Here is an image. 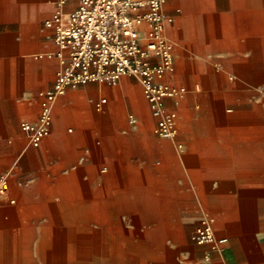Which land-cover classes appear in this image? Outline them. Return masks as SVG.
<instances>
[{"label": "crops", "instance_id": "crops-1", "mask_svg": "<svg viewBox=\"0 0 264 264\" xmlns=\"http://www.w3.org/2000/svg\"><path fill=\"white\" fill-rule=\"evenodd\" d=\"M77 5L70 0L64 11ZM55 10V0H0V177H18L11 193L25 229L38 232V218L53 216L61 199L82 196L89 211L99 205L107 222L121 217L145 237L136 244L127 231L121 256L89 264H264V111L232 118L225 92L257 87L264 97V0H166V81L185 90L164 102L177 114L174 138L155 133L140 83L123 77L69 88L52 104L49 135L33 147L21 123L38 121L40 94L62 67L45 26ZM241 123L247 128H231ZM204 218L214 219L215 242L199 246L192 236ZM138 246L163 254L128 253Z\"/></svg>", "mask_w": 264, "mask_h": 264}, {"label": "built area", "instance_id": "built-area-1", "mask_svg": "<svg viewBox=\"0 0 264 264\" xmlns=\"http://www.w3.org/2000/svg\"><path fill=\"white\" fill-rule=\"evenodd\" d=\"M55 0L56 10L45 26L53 30L62 67L51 88L40 94L41 109L36 123L23 122L30 144L39 147L50 133L53 102L69 88L89 83L116 84L123 77L137 80L151 112L157 117L155 133L162 139L176 135L177 114L168 111L167 98L178 100L184 89L171 87L166 76L173 72V46L165 36L166 0ZM0 178V193L7 190ZM213 218H204L192 240L199 246L213 244ZM225 243V239L219 240ZM209 261V256H204Z\"/></svg>", "mask_w": 264, "mask_h": 264}, {"label": "bare ground", "instance_id": "bare-ground-1", "mask_svg": "<svg viewBox=\"0 0 264 264\" xmlns=\"http://www.w3.org/2000/svg\"><path fill=\"white\" fill-rule=\"evenodd\" d=\"M258 76L253 73H242L240 79L241 77L245 80L258 79ZM254 96H259L257 87L246 86L233 89L231 85V104L233 105H246V99ZM253 104L257 111L231 109V117L244 118L264 111V97L261 102ZM231 128L245 129L247 127L241 123L240 126L234 125ZM67 191H69L67 185L60 186L61 194H66ZM88 203L82 196L61 199L57 205L59 211L53 216L42 217L39 222L36 244L32 242L37 232L25 229L22 214L13 208H0V259L12 256L15 262L19 257H23L27 264H89L90 261L99 262L104 257L121 256L122 248L118 247V241L121 240L119 230H116L117 234H111L106 239L102 231L107 223L115 224L117 216H110L107 222L99 212V205L95 206L92 203V211H89ZM90 225H95L97 228H92ZM4 227L5 233H2ZM148 251L147 248L138 246V248L129 249L128 253L147 257L151 256Z\"/></svg>", "mask_w": 264, "mask_h": 264}, {"label": "rangeland", "instance_id": "rangeland-1", "mask_svg": "<svg viewBox=\"0 0 264 264\" xmlns=\"http://www.w3.org/2000/svg\"><path fill=\"white\" fill-rule=\"evenodd\" d=\"M219 91L221 92L223 90H219ZM225 92L228 93V98H229V102H230L231 101L230 100L231 99V89H228ZM259 101H260V94H259V96H254L253 98L246 99V102H247L246 105H233L230 102V104L228 105V109L229 110L230 109L243 110V111H245V110H247V111H249V110H255V111H257V108H256L255 104H253V103H258ZM0 178H2V177H0ZM11 178H12V181H9L8 182L6 180V182L8 184V187H7L8 189L6 190V193L0 194V198H1L0 201L2 202V206L3 207H7V208L12 207L15 210H19V209H21L22 204L20 203L19 196H18V192H15L14 191V193H11L12 189H15L14 188V183L17 182L18 177H17V175L12 174V177ZM11 178H10V180H11ZM7 193H8V195H6ZM53 201L54 202H58L59 201V197L58 196H55L54 199H53ZM41 220H42V217H40L38 219V222H41ZM109 221H110V219H109ZM112 221H114V219ZM133 229H134L133 226L130 227L129 224L128 225L127 224H124L123 223V219L120 217V218L116 219V223L115 224H110V223L108 224L107 223L102 228V231H103V234H104L105 239H106L111 234H114V233L117 234V231L116 230H119V236L121 237L120 242H121L122 245L125 246L126 245V243H125L126 238H124V237H126V232L127 231H134ZM134 233H135L134 234V243L137 244V242H139L141 240H145V237L142 234L138 233L137 231H134ZM37 236H38V232L35 233V238H34V241L32 242L33 244H36V241L38 240V237ZM153 252H154V250H152L151 255L162 256L161 255L162 253H159V252H154L153 253ZM7 259H9L8 264H13V257L12 256L8 257ZM104 264H110V263L109 262L108 263L106 262ZM120 264H129V262H127V260H124L123 259L120 262Z\"/></svg>", "mask_w": 264, "mask_h": 264}]
</instances>
